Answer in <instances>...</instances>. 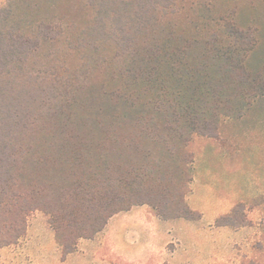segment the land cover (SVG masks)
I'll use <instances>...</instances> for the list:
<instances>
[{
    "label": "trees",
    "instance_id": "16d2710c",
    "mask_svg": "<svg viewBox=\"0 0 264 264\" xmlns=\"http://www.w3.org/2000/svg\"><path fill=\"white\" fill-rule=\"evenodd\" d=\"M260 97L264 0H3L0 248L36 210L63 258L136 205L201 218L191 142ZM215 222L252 220L240 202Z\"/></svg>",
    "mask_w": 264,
    "mask_h": 264
},
{
    "label": "rangeland",
    "instance_id": "374dc122",
    "mask_svg": "<svg viewBox=\"0 0 264 264\" xmlns=\"http://www.w3.org/2000/svg\"><path fill=\"white\" fill-rule=\"evenodd\" d=\"M218 132L216 137L197 136L191 142L193 181L186 201L195 196L199 209L193 210L200 212L201 218L162 219L148 205H136L113 216L95 237L81 239L76 250L63 258L60 245L55 238L52 241L54 231L48 216L36 210L28 218L26 235L11 246V257L1 264H184V258L197 249L204 254L200 243L205 239L192 232L212 231L218 226L208 223L218 200L224 206L247 205L252 223L241 226L245 239L230 241L229 260L250 262L264 233V97L242 117L224 120ZM176 235H180L181 245L174 254L171 249L176 247ZM261 254L264 261V251Z\"/></svg>",
    "mask_w": 264,
    "mask_h": 264
},
{
    "label": "crops",
    "instance_id": "0c3cea01",
    "mask_svg": "<svg viewBox=\"0 0 264 264\" xmlns=\"http://www.w3.org/2000/svg\"><path fill=\"white\" fill-rule=\"evenodd\" d=\"M194 197L192 198L191 201H190V197H187V202L192 209L198 210L199 209L198 203L194 201ZM235 204L236 203H233L231 205L228 204L227 206H224V204L223 203L221 204L220 201L218 200V202H216V209L215 211L212 212V215H210V219L208 223H213L219 216L230 212V210ZM191 221H195V220H191ZM193 234H196V238L201 237L205 239L206 242L200 243L201 245L198 243V246L200 245L202 246V248H205L203 250L204 254H201V251L197 249L196 252H192L193 254L191 253L190 255H188L189 257H186V259L184 258V264H189V263L191 264H239L238 260L234 262L229 260V258H231V251L229 247L231 246L230 241H232V239L238 240L239 238H242V239L246 238L245 237L246 234L244 230L242 229V227L236 230H233L232 227L230 228L229 226H219V227L217 226L212 231L203 230L200 233L192 232V235ZM54 238L55 236L53 233L52 241H54ZM180 238H181L180 235H176V238L174 239L176 243V247L171 249V251L174 254L178 251V248L181 245ZM11 246L13 245L0 248V264L4 260L6 261L8 258L11 257L12 254L11 252H9ZM206 248H208V250L210 251L208 255H206L207 254Z\"/></svg>",
    "mask_w": 264,
    "mask_h": 264
}]
</instances>
